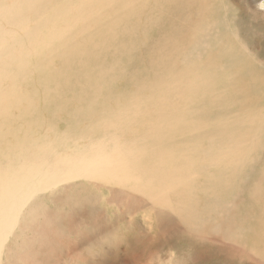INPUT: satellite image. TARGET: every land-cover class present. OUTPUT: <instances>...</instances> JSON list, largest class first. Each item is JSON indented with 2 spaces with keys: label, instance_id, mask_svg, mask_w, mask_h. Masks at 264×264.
Listing matches in <instances>:
<instances>
[{
  "label": "bare ground",
  "instance_id": "6f19581e",
  "mask_svg": "<svg viewBox=\"0 0 264 264\" xmlns=\"http://www.w3.org/2000/svg\"><path fill=\"white\" fill-rule=\"evenodd\" d=\"M236 3L0 0V264L37 200L81 185L264 264V60ZM140 242L112 264H146Z\"/></svg>",
  "mask_w": 264,
  "mask_h": 264
},
{
  "label": "rangeland",
  "instance_id": "374dc122",
  "mask_svg": "<svg viewBox=\"0 0 264 264\" xmlns=\"http://www.w3.org/2000/svg\"><path fill=\"white\" fill-rule=\"evenodd\" d=\"M255 1L260 0H236L238 3L236 4L242 8V17L251 23L256 57L264 60V36L259 30V27H264V19L256 15L252 17L251 10ZM261 11H264L263 7ZM250 42L252 45L253 41L250 40ZM80 187L84 186H79L76 189L79 193H72V198L64 196L66 190H61V193L57 191L54 195H50L55 204H51L47 197V201L46 199L36 201L31 220L20 232L15 233L18 240L16 242L11 240L12 244H7V247L11 246L14 249L13 252H10L13 255L8 256L11 264H16V262H20L18 264H112L111 259L113 260L116 255L117 258L119 256L121 259L118 258L119 261H117L115 257L116 263H121L124 260L127 261L126 259L131 254L134 255L131 252L133 251L131 241L139 243L141 240L142 246H146L145 248L149 251L146 264H194L195 261H198L197 258L203 259L202 264H237V262H229L223 253L210 249L208 243L198 244L196 247V242H191L187 235L173 234L166 217L161 218L162 221H160L162 228H164L162 230L158 229L156 224L158 222H152L153 217L149 218L150 224L146 221L143 222L141 216H147V209L142 207L140 211L134 212L132 206L122 202L121 194L113 193L111 201L105 200L103 202L100 200L95 204L96 202L92 199H84ZM107 195L108 193H106V197ZM76 197L82 201L75 200ZM106 214H111V226L108 225L111 220L106 219L109 218V216L106 217ZM118 218L119 220H117ZM149 225L150 228H146ZM216 231L219 232L217 229ZM128 236L132 237L126 239L127 242L125 237ZM81 237L85 241L83 244L78 242L80 241L78 238ZM133 237L139 238L140 241L135 238L136 241ZM29 240L32 241V249H23L24 246L20 245ZM122 240L126 244L121 242ZM43 243L44 246H42ZM120 245H122V249ZM119 250L125 252V255ZM120 252L123 254L122 256ZM113 254L114 257L112 258ZM130 259L133 258L130 257ZM141 264H143L142 260Z\"/></svg>",
  "mask_w": 264,
  "mask_h": 264
}]
</instances>
